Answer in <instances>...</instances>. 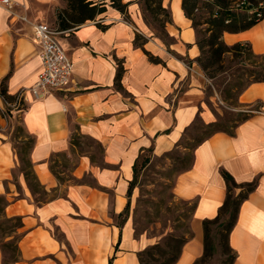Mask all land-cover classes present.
Returning <instances> with one entry per match:
<instances>
[{
  "label": "crops",
  "instance_id": "crops-1",
  "mask_svg": "<svg viewBox=\"0 0 264 264\" xmlns=\"http://www.w3.org/2000/svg\"><path fill=\"white\" fill-rule=\"evenodd\" d=\"M173 1L167 0L168 45L106 5L94 20L59 31L73 63L67 89L39 97L27 92L22 109L0 96L2 217H20L23 224L13 233L19 236L14 264H140L138 253L155 244L136 236L127 218L121 221L135 160L148 149L161 156L177 148L197 116L214 121L203 104L209 79L196 62V33L183 11L175 16ZM62 2L0 3V83L7 76L9 95L34 85L41 69L34 25L53 21ZM136 35L145 38L140 46ZM223 40L248 42L253 53L264 55V18L249 29L223 33ZM144 50L161 62L150 61ZM119 65L123 72L116 81ZM237 102L258 106L232 134L217 131L196 145L190 166L173 179L175 199L196 203L187 224L191 238L173 264H192L202 255V222L216 216L226 195L223 170L238 183L256 181L229 235L234 264H264V81L249 84ZM17 117L33 138L28 157L46 193L42 199L31 192L19 166L12 138ZM2 255L0 247V264Z\"/></svg>",
  "mask_w": 264,
  "mask_h": 264
},
{
  "label": "trees",
  "instance_id": "trees-1",
  "mask_svg": "<svg viewBox=\"0 0 264 264\" xmlns=\"http://www.w3.org/2000/svg\"><path fill=\"white\" fill-rule=\"evenodd\" d=\"M109 1L110 6L119 11H123L127 6V3H122L121 0ZM146 1L149 3L152 2V0ZM63 2L65 3V6L63 8L56 9V30L58 32L70 30L85 23L88 20H94L96 16L106 11L105 0L98 2L93 0H63ZM156 4L159 10H166V8L162 6V0H156ZM181 9L184 16L191 21V25L196 33V44L200 51L199 56L196 58V62L200 66L205 76L212 78L215 73L224 71V63L227 60V55H231L232 58L239 59L240 62L245 61V59L250 60L253 58V63L257 64L256 70L248 71V74L251 76L249 81L246 84H240L238 95L249 84L253 82L264 81V55L259 56L253 53L248 42H238L233 45H227L223 40V33L243 31L249 29L257 22L262 20L264 18V0H181ZM195 11H197V13H195ZM199 26L204 27L199 29ZM200 35L202 37H199ZM135 44L138 46L141 45L139 35L135 36ZM144 53L148 56L150 61L155 63L161 62L158 57L153 56L149 52L144 50ZM259 60L262 62H259ZM122 72L123 69L119 65L115 76L116 81L119 80ZM6 79L7 76L1 80L0 96L2 97L5 104L16 102L17 109H22V103L17 102L15 96L9 95L7 93V88L5 85ZM215 124L216 121L209 123V126H214ZM217 131L226 130H214L205 138ZM226 132L232 134L233 130ZM202 140L198 141L196 145H198ZM72 143H74V137H72ZM32 145L33 138L25 136V140L20 145L21 150H17L18 161L31 192L38 193L41 197L46 193L39 184L28 157V153ZM147 151L151 152V149H148ZM140 158L141 155L137 157L133 165V179L130 182L128 196L130 195L131 189L134 186L137 174V163ZM147 161L148 157H144L142 159V165ZM190 164L182 170L188 168ZM221 174L226 185L225 199L219 207L214 218L203 220L202 227L204 232V249L202 255L192 264L207 263L218 253L219 250L222 256V260L219 264H234V261L237 258V253L231 248L229 244V235L236 224L240 206L242 202L247 199L248 195L255 189L256 181L238 183L227 171L223 170ZM4 205L5 200L0 196V218H3ZM128 205L129 202H127L123 213H121V216L127 213ZM195 206V202L190 203L187 211L189 214L188 219H190ZM3 219L7 222H14V224L9 229L8 236L12 235L23 225L20 217ZM190 238L191 234L188 232V230L184 231L181 235H169L165 247L166 249L156 243L140 251L138 253L140 264L175 263L181 253L183 245ZM18 239L19 236H17L14 241H11V239L4 240V243L0 241V247L2 251L4 250L3 248L7 242L10 243L8 245L9 247H13L12 251L14 254L11 264H14L18 258ZM12 242L13 244H11ZM219 247L221 249H219ZM154 250H156V253L152 252ZM3 264H5L4 261Z\"/></svg>",
  "mask_w": 264,
  "mask_h": 264
},
{
  "label": "rangeland",
  "instance_id": "rangeland-1",
  "mask_svg": "<svg viewBox=\"0 0 264 264\" xmlns=\"http://www.w3.org/2000/svg\"><path fill=\"white\" fill-rule=\"evenodd\" d=\"M93 1L98 2L101 0ZM121 2L126 3L125 0H121ZM105 3L111 8L109 0H105ZM64 6L65 3L62 2L59 8ZM162 6L166 8L165 11L157 8L156 0H152L150 3L146 0H131L123 11L116 10L123 20L135 25L143 31L145 36L156 38L164 45H168L171 38L166 27L171 23V12L167 0H162ZM49 23L56 29V16ZM201 27L204 26H199V29ZM143 40L145 38L140 35V42ZM253 61L252 58L240 62L239 59L227 55V60L224 63L225 70L215 73L212 78L206 76L209 83L204 88L202 99L204 106L213 114V122L216 121L214 126H209L200 116H197L179 140L177 148L161 156H153L150 151L141 154V158L137 163L134 186L128 198V210L121 219V221L124 218L128 219L136 236L145 235V237L155 240V244L158 243L165 248L169 235H181L187 230L189 220L187 211L190 204L175 199L172 193L173 179L180 170L190 164L191 151L198 141L217 129L233 130V127L249 114L248 111L251 108L258 106L255 104L250 108L237 102L240 84H246L251 78L248 74L249 70L257 69V64H254ZM259 62L262 61L259 60ZM20 122L21 118L17 117L12 135V138L14 137L13 144L17 146L19 151L21 150L20 145L26 136ZM86 143L90 144V142ZM92 145L94 144L92 143ZM144 157H148V161L142 165ZM36 197L42 199V197ZM0 224V241L4 243L14 222H7L0 218ZM12 236L11 241H14L18 235L12 234ZM9 244L7 242L3 248L2 261L5 264H11L14 254L13 247H9ZM219 249L221 248L219 247ZM152 252L156 253V250ZM221 260L222 256L219 250L205 264H219Z\"/></svg>",
  "mask_w": 264,
  "mask_h": 264
},
{
  "label": "built area",
  "instance_id": "built-area-1",
  "mask_svg": "<svg viewBox=\"0 0 264 264\" xmlns=\"http://www.w3.org/2000/svg\"><path fill=\"white\" fill-rule=\"evenodd\" d=\"M4 5H10L11 0H0ZM34 39L39 45V59L41 69L34 85L28 89H21L16 100L22 103L27 92L34 97L62 91L71 83L73 63L62 47L59 32L46 22H39L33 28ZM9 106H17L16 102L8 103Z\"/></svg>",
  "mask_w": 264,
  "mask_h": 264
},
{
  "label": "bare ground",
  "instance_id": "bare-ground-1",
  "mask_svg": "<svg viewBox=\"0 0 264 264\" xmlns=\"http://www.w3.org/2000/svg\"><path fill=\"white\" fill-rule=\"evenodd\" d=\"M181 11H182V9L180 6V1L174 0L173 1V12H174L175 16H178Z\"/></svg>",
  "mask_w": 264,
  "mask_h": 264
}]
</instances>
